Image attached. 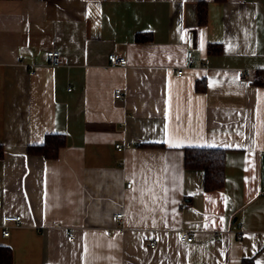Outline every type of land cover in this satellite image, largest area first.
Listing matches in <instances>:
<instances>
[{
  "label": "crops",
  "instance_id": "obj_1",
  "mask_svg": "<svg viewBox=\"0 0 264 264\" xmlns=\"http://www.w3.org/2000/svg\"><path fill=\"white\" fill-rule=\"evenodd\" d=\"M114 50L126 67L109 65ZM240 70L264 72V0H0L12 264H264V86ZM55 133L57 158L26 153ZM202 147L225 152L218 190L184 167V149Z\"/></svg>",
  "mask_w": 264,
  "mask_h": 264
},
{
  "label": "trees",
  "instance_id": "obj_2",
  "mask_svg": "<svg viewBox=\"0 0 264 264\" xmlns=\"http://www.w3.org/2000/svg\"><path fill=\"white\" fill-rule=\"evenodd\" d=\"M53 1V0H46ZM221 2L223 0H215ZM207 5L205 1H199L197 7V24L204 26L207 22ZM136 41L146 42L150 38L145 35H138ZM218 52L217 46L208 47V53ZM253 85L264 86V72H257L253 76ZM196 91L201 92L204 87L197 84ZM64 136L61 134L46 135L41 144L30 145L27 147L28 155L40 156L45 159H55L58 157L59 150L64 147ZM0 147V158L3 155ZM224 150L218 148H185L184 167L186 169L201 170L204 174V190L214 191L223 186L224 183ZM0 264H12V252L10 248L0 246Z\"/></svg>",
  "mask_w": 264,
  "mask_h": 264
},
{
  "label": "built area",
  "instance_id": "obj_3",
  "mask_svg": "<svg viewBox=\"0 0 264 264\" xmlns=\"http://www.w3.org/2000/svg\"><path fill=\"white\" fill-rule=\"evenodd\" d=\"M46 58L48 61V64L52 67H57L59 65H61V55L59 52L55 51V50H50L46 53ZM108 59V63L110 66H117V67H126L128 64L127 58L124 54L121 53L118 54V52H116L115 50L108 55L107 57ZM193 64V57H192V53L188 52L186 54V65L187 67L191 66ZM182 71L179 70L177 71V75H181ZM238 77L239 79L244 82L247 85H251L253 84V79L251 78V75L249 74V72L247 70H240V72L238 73ZM115 98H120V90H116L115 91ZM130 145H126V146H122V145H115L116 150L118 151H122L124 148H129ZM131 185L127 184L126 188H129ZM114 218H116V220H120L122 218L121 214H116L114 216ZM4 223H15L18 224L20 221V217L19 216H6L3 218ZM8 234V227L7 226H3L2 229V236L3 237H7ZM178 240L181 243H186L189 245V243L193 242V237L189 234V232L186 231H182L178 234ZM151 248H154L155 242H150Z\"/></svg>",
  "mask_w": 264,
  "mask_h": 264
}]
</instances>
